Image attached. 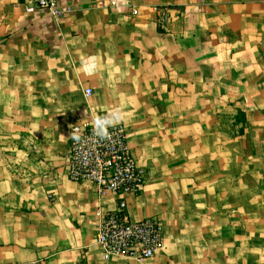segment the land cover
<instances>
[{
  "label": "crops",
  "instance_id": "crops-1",
  "mask_svg": "<svg viewBox=\"0 0 264 264\" xmlns=\"http://www.w3.org/2000/svg\"><path fill=\"white\" fill-rule=\"evenodd\" d=\"M100 2L0 1V264H264V0ZM114 110L147 172L126 214L162 225L144 262L102 259L117 201L68 178L72 126Z\"/></svg>",
  "mask_w": 264,
  "mask_h": 264
},
{
  "label": "built area",
  "instance_id": "built-area-1",
  "mask_svg": "<svg viewBox=\"0 0 264 264\" xmlns=\"http://www.w3.org/2000/svg\"><path fill=\"white\" fill-rule=\"evenodd\" d=\"M4 1V0H0ZM25 13L41 9L54 18L72 12L58 0H8ZM105 9L120 11L128 9L131 16L138 15L136 0H101ZM156 22L165 29L170 20L167 9H155ZM92 94L85 89V97ZM87 117L74 124L70 130V148L67 163L68 178L74 182H88L96 187L99 198L112 195L117 201L114 210L95 211L97 218L96 235L93 246L100 252L102 259L111 258L144 262L163 248L162 225L155 218L131 221L126 214V199L141 193L146 181V170L137 165L127 144V134L122 124L108 127L109 136L100 138L93 133V120ZM78 135L79 140L73 139ZM47 264L44 260L32 263Z\"/></svg>",
  "mask_w": 264,
  "mask_h": 264
},
{
  "label": "clouds",
  "instance_id": "clouds-1",
  "mask_svg": "<svg viewBox=\"0 0 264 264\" xmlns=\"http://www.w3.org/2000/svg\"><path fill=\"white\" fill-rule=\"evenodd\" d=\"M123 119L119 111L114 110L106 116H96L93 120V133L100 138H107L109 136L108 127L114 126ZM73 139L79 140V136L72 134Z\"/></svg>",
  "mask_w": 264,
  "mask_h": 264
}]
</instances>
